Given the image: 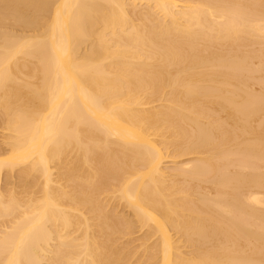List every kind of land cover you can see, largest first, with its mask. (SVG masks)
I'll return each instance as SVG.
<instances>
[{
    "label": "bare ground",
    "instance_id": "obj_1",
    "mask_svg": "<svg viewBox=\"0 0 264 264\" xmlns=\"http://www.w3.org/2000/svg\"><path fill=\"white\" fill-rule=\"evenodd\" d=\"M0 264H264V0H0Z\"/></svg>",
    "mask_w": 264,
    "mask_h": 264
}]
</instances>
